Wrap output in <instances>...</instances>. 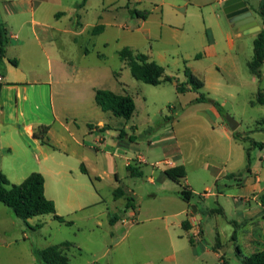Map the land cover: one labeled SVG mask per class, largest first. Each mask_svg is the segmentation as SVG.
<instances>
[{
  "label": "rangeland",
  "instance_id": "1",
  "mask_svg": "<svg viewBox=\"0 0 264 264\" xmlns=\"http://www.w3.org/2000/svg\"><path fill=\"white\" fill-rule=\"evenodd\" d=\"M258 1L247 0V3L262 25L255 9ZM63 2L75 8L73 15L79 17L82 29L74 44L71 41L69 47H58L67 53V56L62 54L66 58L61 56L65 62H50L55 70L56 104L62 113H73L81 123H96L102 112L94 104L91 84L107 86L115 94H128L133 98L136 108L127 124L132 126L136 155L143 157L146 164L141 165L142 177L131 178L129 187L135 195L127 188L122 189L124 194L134 197V206L130 209L138 208L133 219L129 217L131 211L126 210V217L132 219L133 224L121 227L111 238L102 214L99 227L84 219L100 215L101 206L77 212L72 216L74 225L66 226L50 215L24 222L0 203V264H38L31 248L39 250L65 241L72 244L63 247L70 264H242L236 246L241 256L264 249V207L259 202L264 191H253L248 196V183L254 178L246 171L245 151L250 148V166L259 167V186H264V151L254 148L264 146L257 143L264 141V104L256 99L257 92L264 90V65L260 78L251 75L246 66L253 55L256 36L244 34L237 38L232 34V48L222 39L216 54L210 56L205 40H199L197 33L202 32L204 24L214 25L218 20L228 27L223 10L215 0H138V3L128 0L129 6L127 0H104L105 5L112 2L113 7L103 13L100 0H89L85 8L81 0ZM73 3L77 5L74 7ZM155 6L163 8L164 20L172 24L171 28H160L161 9ZM132 9L146 11L148 15L145 19L138 18L130 11ZM100 16L102 23L115 25H107L102 34L92 36L90 28L101 22ZM144 30H149V36ZM217 37L220 38L218 33ZM84 47L88 54H83ZM124 47L134 53L150 55L151 60L163 67L164 75L173 77L174 81L152 86L134 79L119 60L118 52ZM196 54H199L198 59L194 58ZM39 60L34 69L41 75L38 80L43 82L47 80L49 65L44 57ZM184 66L201 74L205 86L199 92H176L175 81H185ZM75 92H79L80 98H75ZM199 95L216 102L224 116L238 123L234 131L228 132L229 137L213 125L211 102L190 103ZM8 96L12 98V93ZM33 98L40 103L43 101L40 92H33ZM106 115L103 118L108 117ZM176 119L177 124L173 123ZM171 131L176 133L177 139L160 142ZM231 132L243 140L234 139ZM149 141L152 144L149 145ZM132 165L139 167L136 162ZM161 168L168 169L174 178L180 179L182 187L195 193L187 205L188 218L195 226L192 236L179 226L183 207L176 193L179 187L166 178L158 181L161 174L153 169ZM1 170L13 183L39 169H19L17 177L10 174L15 169ZM80 177L88 181L85 176ZM101 183V194L110 199L113 181L103 179ZM47 188L54 189L49 180ZM123 201L119 198L115 205L121 213ZM192 207L202 212L200 223H196L197 212H193ZM247 209H250L251 219L245 216ZM215 252L220 256L219 261Z\"/></svg>",
  "mask_w": 264,
  "mask_h": 264
},
{
  "label": "crops",
  "instance_id": "2",
  "mask_svg": "<svg viewBox=\"0 0 264 264\" xmlns=\"http://www.w3.org/2000/svg\"><path fill=\"white\" fill-rule=\"evenodd\" d=\"M223 1L225 0H215L216 4L220 7ZM244 1L247 3V0ZM100 2L102 13L104 10H109L113 7L112 2L106 5L104 0H100ZM135 2L138 3V0H135ZM259 3L260 0L255 7L256 10L259 7ZM88 4L89 0H86L82 5L83 8ZM76 5L77 3H73L72 6L75 7ZM126 5H128V0ZM247 5L252 11L248 3ZM155 9L161 8L155 6ZM160 12V28H171L172 24L164 20L163 8ZM74 13H76L75 8L65 4L63 0H0V22L4 24L8 38L5 47V58L0 68V75L2 76L0 90V172L6 176L1 169H15L13 171L11 170L10 174L14 175L13 177H17L16 174L19 173V169H39L37 172L41 173L44 178V194L46 198L53 201L56 213L62 215V217L70 218L67 220L72 219L73 226L74 221L72 216L77 212H84L101 206L100 215H91L84 217V219L92 221L96 227H99L102 226V222L99 220L102 214L109 227L106 231L111 238H114V235L119 233L121 227L127 228L133 224L134 221L132 219L135 216V209L137 210L138 208L127 209L131 211L129 217H132V219L130 220L126 217V210L121 213L115 207L119 198L124 199L123 207H125L128 198L134 199V197L124 194L125 192L122 189V187L127 188L129 192L134 194L133 190L129 187L131 178L133 177L129 175L127 165L136 162L139 164L138 168L142 171L141 165L146 164V162L143 157L136 155L135 142L129 140V136L133 135L131 133L132 126H129L127 121L120 120L112 116L111 113L100 110L102 113L99 114L100 119L96 123H92L91 121L81 123L73 113H62L56 104V93L54 91L55 70L50 62H55L54 60L56 62H65L61 56L66 58L67 53L66 51L59 50L58 47L64 49L67 46H71V41L74 44L76 37L80 34L82 29L80 19L77 14L73 15ZM254 18L255 24H251V27L242 31V33L240 32L241 27L238 26V23L233 19L226 18L228 27L220 24L219 20L214 25L204 24L205 27L201 33H197V37L199 40H203V42L205 40V49L210 56H214L219 41L222 39L229 49L232 48L234 44L232 34L236 35V37L244 34H254L256 36L264 26L259 23L255 16ZM100 19L101 16L99 17ZM100 21V23L90 28L91 34L95 26L100 25L102 27V30L96 34V37L106 30L107 25H109L108 27L115 25L111 22L104 24L102 20ZM144 23L145 21L141 23L142 27H144ZM257 28H259V31ZM137 30H140V28ZM144 31H146V34L149 33V30ZM217 33L220 35V38L217 37ZM83 52V54L89 53L85 47ZM197 55L199 58V54H196L195 59H198L196 58ZM55 56L59 58H55ZM147 56L150 58V55ZM43 57L48 61V75L47 80L40 82L38 78L41 75L34 68L36 67L35 64L40 61L39 59ZM10 59L16 60L17 65H12L8 61ZM25 65L32 67L25 68ZM193 74L198 78L202 77L197 72H193ZM202 81L205 86L204 80ZM45 86H47V89H45ZM95 89L109 90L110 87L91 84L93 101ZM33 92H40L43 95V101L41 103L36 98H33ZM9 93H12V98L8 96ZM76 97L80 98L79 92H75ZM194 99L191 100V104L195 103L192 102ZM210 110L215 117L212 122L213 125H216L220 128L221 133L224 132L225 136L229 137L231 130L225 124L226 121L224 120L226 116L224 118L219 116L214 106ZM104 114H107L106 116L108 117L103 118ZM173 123L177 124V119ZM41 125L49 127L46 133V143H41L38 139L33 138L32 135L33 131ZM121 129L127 133V136L123 139L118 138ZM175 136L176 133L171 131L170 134L161 138L160 142L177 139ZM106 137L109 138L108 142L110 144H107ZM257 143L264 144V141ZM150 144L152 142L149 141ZM254 148H257L258 151H264V146L262 148L255 146ZM32 165L34 168H29ZM82 169H84V172ZM153 170L154 172L157 170L159 175L161 174V178H158V181L166 178L177 184L179 188L176 193L178 195L182 187L180 179L173 181L165 176L163 172L167 170L166 168ZM246 171L254 178L253 182L248 183V196L253 191H264V186H259L261 182L258 176V172L260 171L259 167L249 165V170L246 168ZM30 173L23 175L17 179V182L11 184H19ZM80 175L88 178V181H84ZM103 179L113 181L110 199H105L106 197L100 192V185ZM47 180L54 186V189L51 191L47 188ZM150 182H152V179H150ZM185 184L190 188L187 183ZM117 189L121 190L122 193L115 197L113 194ZM190 191L193 198L195 193L192 189ZM182 202V219L180 220L179 226L183 229L181 226L182 222L185 220L188 221L190 228L185 231L192 236L195 226L187 215V205L190 202L187 203L183 200ZM257 205H259V202ZM195 212H197L195 215L196 223H200L203 214L197 209ZM117 214H119V219L113 224H110V217ZM250 215V209H247L245 216L251 219ZM89 231L93 232L94 230L90 229ZM250 236L253 237L252 233ZM198 239L200 240L201 236ZM253 239L255 238L253 237ZM190 245L193 246V243H190ZM78 250L81 251L80 249ZM31 254L34 261L41 264L33 255V248H31ZM215 254L219 261L220 256L217 252ZM91 264H96V262H92ZM105 264L114 263L109 262Z\"/></svg>",
  "mask_w": 264,
  "mask_h": 264
},
{
  "label": "trees",
  "instance_id": "3",
  "mask_svg": "<svg viewBox=\"0 0 264 264\" xmlns=\"http://www.w3.org/2000/svg\"><path fill=\"white\" fill-rule=\"evenodd\" d=\"M86 0L81 1V5ZM131 12L138 18L145 19L148 13L146 11L131 10ZM259 15L262 26H264V0H260L259 7L256 10ZM102 30L100 25L95 26L91 34L96 35ZM8 42L7 31L3 23L0 22V68L3 59L5 58V47ZM119 60L125 64L129 69L131 76L139 81L146 84L157 86L161 82H173L174 78L164 75V69L162 66L151 60L147 55L139 52H132L129 48L124 47L118 52ZM198 58V55L196 56ZM12 65L16 66L17 61L14 59L8 60ZM264 65V28H262L257 34L253 41V56L249 62H247V69L251 75L256 78L261 77V67ZM183 75L185 77L184 82L175 81V90L179 94H184L188 91L199 92L203 86V81L198 78L193 72L186 66H184ZM0 83V90H1ZM257 102L264 104V97L261 96L260 91L257 92ZM94 102L100 108L102 112H109L112 116L120 118L124 121H128L135 112V103L131 96L128 94H115L106 89H95L94 91ZM195 103L211 102L212 105L218 110L220 115L224 118V114L220 109L219 105L199 95L194 99ZM225 121V120H224ZM48 126H38L33 131V138L38 139L41 143H46V133ZM127 136L124 130H120L118 134L119 139H123ZM232 136L236 140L240 139L239 136L232 132ZM134 137L129 136V140L133 141ZM245 140V139H244ZM251 143H254L251 141ZM262 148V145L259 146ZM249 149L246 148L247 165L246 168L249 170ZM84 172V169H82ZM127 171L131 177H142L143 173L132 164L127 165ZM165 176L177 181L167 170L163 172ZM122 191L117 189L114 191V196L121 195ZM179 198L184 202H189L192 198V193L186 187H181L178 192ZM133 199L128 198L124 207V211L133 208ZM259 202L264 207V193L259 196ZM0 203L5 206L13 216L26 222L28 219L36 216L50 215L58 223L66 226H72L73 222L67 220L56 213L55 205L53 201L46 198L44 194V178L39 172H31L22 182L19 184H11L6 176L0 172ZM119 219V214L113 215L109 219V223L113 224ZM184 230H188L190 224L188 221H183L181 224ZM40 227V225H37ZM234 239V236L232 237ZM192 244V240L189 239ZM69 242H62L57 245L47 246L39 250H33V255L37 261L41 264H70L69 258L63 253L64 246H70ZM237 254L242 264H264V249L253 252L248 256L239 255V249L236 246Z\"/></svg>",
  "mask_w": 264,
  "mask_h": 264
},
{
  "label": "water",
  "instance_id": "4",
  "mask_svg": "<svg viewBox=\"0 0 264 264\" xmlns=\"http://www.w3.org/2000/svg\"><path fill=\"white\" fill-rule=\"evenodd\" d=\"M221 7L227 19H233L238 23V26L241 27V33L242 31L249 29L251 24H255V18L252 15V11L244 0H225L221 4ZM257 29L259 31V28ZM225 121L231 131H234L238 127V123L228 116L225 117ZM192 211L195 212L196 208L192 207Z\"/></svg>",
  "mask_w": 264,
  "mask_h": 264
},
{
  "label": "built area",
  "instance_id": "5",
  "mask_svg": "<svg viewBox=\"0 0 264 264\" xmlns=\"http://www.w3.org/2000/svg\"><path fill=\"white\" fill-rule=\"evenodd\" d=\"M2 82V76L0 75V83ZM262 94V97H264V90H262V92H260Z\"/></svg>",
  "mask_w": 264,
  "mask_h": 264
}]
</instances>
